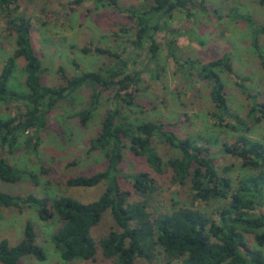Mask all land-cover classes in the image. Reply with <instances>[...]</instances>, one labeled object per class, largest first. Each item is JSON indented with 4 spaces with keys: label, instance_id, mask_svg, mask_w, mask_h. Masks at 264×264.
<instances>
[{
    "label": "trees",
    "instance_id": "trees-1",
    "mask_svg": "<svg viewBox=\"0 0 264 264\" xmlns=\"http://www.w3.org/2000/svg\"><path fill=\"white\" fill-rule=\"evenodd\" d=\"M86 1L74 0L72 4L81 7ZM95 1L127 11L131 25L124 30L135 35L131 44L136 48L148 45L152 57L157 58L160 47L155 35L166 30L165 19H172L176 10L202 9L207 0H154L149 8L125 9L118 0ZM260 4L264 6V0H260ZM0 20L16 38V50L0 73V104L8 111L15 104L23 108L19 116H0V180L16 183L23 178L3 153L13 154L22 137L31 133L26 142L36 148L40 131L47 128L49 117L59 103L89 88V104L76 114L86 124L99 109L102 95L115 91L114 107L107 110L101 130L90 141L89 149L105 156L106 169L66 181L71 188H93L105 182L102 196L88 204L69 197L53 198L50 204L47 199L33 195L13 196L0 191V209L34 207L43 221L58 220L61 227L52 241L66 262L103 257L116 264H140L138 262L143 260L152 263L155 259L161 264H264V213L260 212L264 207V143L251 139V127L245 119L231 113L221 77L223 71L234 73L228 56L201 64L198 71L202 81L208 82L211 88L210 96L216 109L211 115L220 122V127L227 126L238 133L233 149L226 143L224 147L226 152L241 158L243 168L250 173L236 181L219 173L209 141L205 145L199 138L180 139L171 130L172 125L130 120L125 109L135 105L141 77L139 73L128 71V62L121 60L118 54L110 49L95 48V52L115 58L117 64L73 78L63 76L64 84L48 87L42 82L43 64L32 44L31 22L20 13V0H0ZM256 29V36L264 34V28ZM172 32L173 40L167 43L171 57L178 50V33ZM257 38L254 46L258 49ZM259 58L263 59L261 53ZM21 59L25 80L22 87L15 88L13 79ZM231 116H235L236 124L223 125L225 117ZM249 118L255 125L260 124L264 120V103L254 105ZM157 141L177 155L166 159L160 154ZM126 150L142 158L149 167V171L125 176L133 181L134 189L142 193V202H131L130 194L120 185V165ZM225 169L224 172L230 170ZM164 179L173 186L184 187L189 203H173L166 212L154 213L150 210V201L161 187L160 180ZM216 202H222L216 214L202 207ZM106 212L111 213L122 231L112 230L107 236L96 239L92 232ZM248 235L254 237L257 248L249 244ZM24 257L40 263L47 259L37 243L31 222L26 223L23 238L17 245L0 241L1 264H21Z\"/></svg>",
    "mask_w": 264,
    "mask_h": 264
},
{
    "label": "rangeland",
    "instance_id": "rangeland-1",
    "mask_svg": "<svg viewBox=\"0 0 264 264\" xmlns=\"http://www.w3.org/2000/svg\"><path fill=\"white\" fill-rule=\"evenodd\" d=\"M73 1L20 0V13L31 22L32 44L43 64V84L59 87L64 84L63 76L73 78L83 72L117 64L115 58L94 51L95 48L110 49L128 62V71L139 73L141 77L136 103L132 109H125L132 122L164 123L172 125L171 130L180 139L199 138L205 145L209 141L220 174L234 181L249 175L250 172L243 168L242 159L226 152L224 144L232 148L238 133L227 126L220 127V122L211 115L216 111L210 96L211 88L200 78L198 68L201 64L229 57L234 73L223 71L221 77L231 113L245 119L251 127V139L264 143V120L255 125L249 118L252 107L264 103V34L256 36V28H264V6L260 0H207L202 9L176 10L172 19H165L168 23L166 30L155 35L160 47L157 58L152 57L148 45L136 48L131 44L135 35L124 30L131 25L127 11L95 0H87L81 7H76ZM118 1L124 9L149 8L154 3V0ZM173 30L178 33V50L171 57L167 43L173 40ZM256 38L259 50L254 46ZM15 50V35L0 20V73ZM88 50L91 52L87 53ZM259 53L263 59L259 58ZM23 67L24 60L21 59L13 79L15 88L24 84ZM90 94V89L84 88L59 103L49 117L47 128L40 131V143L36 148L26 142L31 133L22 137L13 154L3 153L23 178L16 183L0 180L1 192L13 196L33 195L47 199L50 204L58 197L88 204L102 196L106 190L105 182L93 188H71L66 184L69 179L90 176L106 169L105 156L101 152H89V149L90 141L101 130L107 110L114 107L115 91L102 95L99 109L83 124L76 114L87 107ZM22 109L15 104L8 111L0 104V116H19ZM229 124H236L235 116L225 117L223 125ZM156 145L166 159L177 155L166 144L157 141ZM227 167L230 170L226 173L224 169ZM120 168V185L130 194V201H144L142 193L134 189L133 181L125 176L149 171L147 164L126 150ZM160 185L150 201L152 212H166L173 203H189L184 187L173 186L166 179L160 180ZM221 204L216 202L202 207L208 213L216 214ZM261 211L264 213V207ZM28 222L34 225L37 243L44 249L47 259L40 263L24 257L21 264H116L103 257L94 261H64L52 241L61 227L60 222L55 218L50 222L43 221L34 207L22 210L1 208L0 241L17 245ZM112 230L122 231L111 213L106 212L102 222L93 230V237L100 239ZM247 241L253 248L258 247L253 236L248 235ZM138 263L161 264L157 259L152 263L146 260Z\"/></svg>",
    "mask_w": 264,
    "mask_h": 264
}]
</instances>
